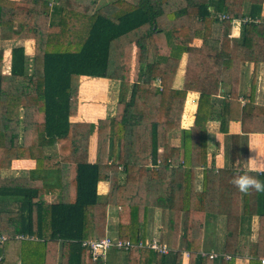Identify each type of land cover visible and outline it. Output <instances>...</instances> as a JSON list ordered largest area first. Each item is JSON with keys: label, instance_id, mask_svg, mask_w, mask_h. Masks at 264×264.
I'll use <instances>...</instances> for the list:
<instances>
[{"label": "trees", "instance_id": "1", "mask_svg": "<svg viewBox=\"0 0 264 264\" xmlns=\"http://www.w3.org/2000/svg\"><path fill=\"white\" fill-rule=\"evenodd\" d=\"M263 1L114 0L109 12L100 0H0V16L2 8L12 9V19H0V48L12 38L14 21L23 22L25 37L34 40L31 57L13 46L10 71L0 72V196L19 197L16 209L0 208V264H111V251L128 252L119 264H181L182 251L188 264H235L245 245L248 264H263L264 193H240L230 182L235 168L206 167L210 121L225 133L231 120L240 121L243 133H264V97L255 102L254 72L245 101L239 98L243 65L258 62L255 36L264 22L254 19ZM235 19H246L239 37L230 36ZM78 76L101 87L104 80L93 77L119 84L115 113L94 122L93 162L75 153L79 125L70 114ZM188 91L199 93L197 107L192 125L181 128ZM14 119L21 127L18 144L6 139L7 122ZM174 130H181L180 147L169 143ZM237 137L229 136L232 145ZM47 146L55 147L54 154L46 153ZM16 158L34 159L35 167L27 176H2ZM198 167L204 168L201 190L195 188ZM252 174L264 181V172ZM101 180L108 182L104 196L97 192ZM148 180L156 183L152 206L168 211V252L111 248L94 260L82 241L105 235L109 205L119 207V238L147 237ZM50 192L59 199L46 201ZM207 215L239 217L236 244L213 258L202 251Z\"/></svg>", "mask_w": 264, "mask_h": 264}, {"label": "crops", "instance_id": "2", "mask_svg": "<svg viewBox=\"0 0 264 264\" xmlns=\"http://www.w3.org/2000/svg\"><path fill=\"white\" fill-rule=\"evenodd\" d=\"M102 5H106V11H113L115 6L110 4L114 0H100ZM134 1V0H129ZM250 2H245L246 6H249ZM262 9L258 19L259 23L264 22V1L261 4ZM0 19H12V9L9 7L2 8ZM242 19H235L232 23L230 36L239 37L240 27ZM256 43L254 47V57L258 62L254 64L253 61H248L243 65V74L241 77L240 89L242 95L240 99L245 101V95L249 94L250 79L253 72L256 75L255 78V94L254 99L257 104L263 101L264 97V27L260 29L258 35L255 36ZM200 39H194V45H200ZM21 45L24 47L25 54L32 56L34 51V40L32 38L25 37V25L21 21H14L12 28V38L1 41L0 48V72L8 73L10 71L11 61V48L13 46ZM184 56L182 57L179 68L176 72L173 86L180 87L183 76ZM82 82L77 86V102L76 106L72 107V115L70 120L76 122L79 127L76 130L77 148L75 153L80 159H86V161L93 162L95 158L94 153V129L93 125L97 118L111 116L116 110V101L118 94V81L114 79H107L103 77H93L102 79L103 87L106 90L103 92V98L96 99V103L89 101L88 87L90 77L78 76ZM99 80V81H100ZM98 81V83H99ZM82 83L87 84V88ZM82 85V90H81ZM98 88L95 91L102 93L103 87L96 84ZM114 91V97L111 100V92ZM224 90V87H223ZM108 91V92H107ZM107 92V94H105ZM199 93L196 91H188L186 93L183 110L180 117L181 128H189L194 121V113L197 107ZM221 93L217 96L220 97ZM87 99V101L84 99ZM104 100V102H102ZM95 113L94 118H89V113ZM88 115V116H87ZM90 119H93L92 121ZM84 124V125H83ZM9 126V128H8ZM7 135L6 139L13 144H18L21 137L20 121L12 120L7 122ZM83 129V130H82ZM82 133V134H81ZM81 134V135H80ZM231 134H238L237 143L232 145L229 136ZM87 135V140H82L83 136ZM81 137V141L78 139ZM169 143L175 147L181 146V130H174L169 133ZM86 141V142H85ZM258 145V159L264 162V133L262 132H250L243 133L241 129L240 121L231 120L227 124V133L220 131L218 121H210L207 125V169L232 167L236 170L247 167V160L257 155L256 150L250 149L249 146ZM46 153L54 154L55 147L47 146L45 148ZM35 167V160L31 158H16L11 161L9 168L3 169L1 175L4 177H18L27 176L29 170ZM204 176V168L198 167L195 173V188L201 190ZM97 192L100 195H106L108 192V182L106 180L98 181ZM156 196V183L155 181L148 180L146 183V202L149 203V209L147 213L146 231L147 237L145 239H156L166 242V216L168 214L167 209L161 207L152 206L154 204ZM43 197L48 202H54L59 199L57 193H45ZM19 197L17 196H0V208L16 209ZM118 206L109 205L107 207V220H106V232L104 236L118 237L117 227L118 218L116 212ZM239 229V217L238 216H226V215H207L204 222L202 232V251L203 253H216L221 254L224 251V247H234L237 242L236 233ZM257 229V217L254 216L251 221L252 232ZM103 236V237H104ZM252 238V237H251ZM60 246V241H58ZM247 246L241 248V253L235 255V264H248L249 254L247 252ZM128 252L123 251H111L106 257L111 264H119L127 261ZM105 261V260H103ZM189 255L186 251L181 253V264H188ZM19 264V263H17Z\"/></svg>", "mask_w": 264, "mask_h": 264}, {"label": "built area", "instance_id": "3", "mask_svg": "<svg viewBox=\"0 0 264 264\" xmlns=\"http://www.w3.org/2000/svg\"><path fill=\"white\" fill-rule=\"evenodd\" d=\"M220 18H227V15L225 14H218ZM243 21H246L244 19ZM259 19L256 18L254 19V22L259 23ZM235 20H233L232 23H234ZM17 238H28L29 236L27 234H17ZM5 237L2 236L1 240H4ZM82 245L88 247L92 258L95 259H100V258H105L107 252L111 248H115L118 250H131L133 248H151L152 250L161 252V253H167L168 252V247L166 245V242L164 241H159L156 239H144V240H139L137 242H133L129 239H121L119 237H111V236H104L101 238H94V239H88L82 241ZM187 253V252H186ZM188 254V253H187ZM208 257L213 258L216 253H207L206 254ZM2 256H0V259ZM261 263L264 264V257L260 258Z\"/></svg>", "mask_w": 264, "mask_h": 264}, {"label": "clouds", "instance_id": "4", "mask_svg": "<svg viewBox=\"0 0 264 264\" xmlns=\"http://www.w3.org/2000/svg\"><path fill=\"white\" fill-rule=\"evenodd\" d=\"M250 149H254L257 152L255 157L249 158L247 167H241L237 169V174L230 181L235 188L242 194L249 195L253 192L264 193V181L258 178V175L252 173L264 172V162L258 159V145L249 146Z\"/></svg>", "mask_w": 264, "mask_h": 264}, {"label": "rangeland", "instance_id": "5", "mask_svg": "<svg viewBox=\"0 0 264 264\" xmlns=\"http://www.w3.org/2000/svg\"><path fill=\"white\" fill-rule=\"evenodd\" d=\"M74 82H75V84H77V85H79L80 84V82H82L81 81V79L79 78V77H77V78H75L74 79ZM95 88H96V85H95V82H90L89 83V87H88V95L90 96L89 97V101H91V102H93V103H96L97 101H96V99H100V98H103V96H104V94L103 93H98V92H96L95 91ZM108 92V91H107ZM107 92L105 93V94H107ZM111 92V97H110V99L112 100L113 99V97H114V91L112 90V88H110L109 89V93ZM85 100L87 101V99L85 98L84 99V101L83 102H85ZM102 102H104V100H102ZM76 106V105H75ZM70 115H72L73 116V114H70ZM88 116V115H87ZM96 115H95V113L94 112H92V113H89V118H94ZM91 121L93 120V119H90ZM84 125V124H83ZM80 128V127H79ZM81 129V128H80ZM77 129H75V131H76ZM83 130V129H82ZM82 134V133H81ZM80 134V135H81ZM75 137H76V133H75ZM86 137H88V136H86Z\"/></svg>", "mask_w": 264, "mask_h": 264}]
</instances>
